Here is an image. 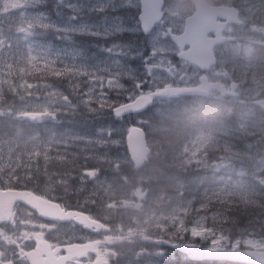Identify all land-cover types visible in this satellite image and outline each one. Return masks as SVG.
I'll list each match as a JSON object with an SVG mask.
<instances>
[{
	"label": "rangeland",
	"instance_id": "obj_1",
	"mask_svg": "<svg viewBox=\"0 0 264 264\" xmlns=\"http://www.w3.org/2000/svg\"><path fill=\"white\" fill-rule=\"evenodd\" d=\"M185 1L169 0L168 19L174 27L188 13ZM244 1V31L251 38L264 29V23L258 19L261 9L256 0ZM111 3L0 0V101L8 94L19 97L9 98L11 105L0 109V186L11 187L22 178L34 183L49 174L46 170H54L37 162L40 169L29 174L35 155L76 159L69 162L74 165L60 167L68 176L78 159H91L82 167L88 193L84 199L91 203L87 209L102 207L108 213L104 218L115 229L97 237L78 226L41 222L22 208V220L32 223L13 227L10 222L0 227V241L6 236L14 238L21 229L34 235L18 241L50 235L68 242L94 241L104 253L105 264H157L160 255L166 262L174 253L165 256L155 242H150L164 235L172 242L217 247L212 242L215 238L220 247L264 251V56L258 55L249 42L239 43L229 56L232 80L239 86L238 94L228 99L233 102L231 110H185L170 128H166L164 115L173 98H160L144 118L117 120L108 107L96 112L83 105L72 108L65 97L77 105L82 96L87 98L88 78L80 72H94L117 59L108 53L109 47L127 46L140 53L136 58L120 57L119 61L131 70L129 74L145 75L143 60L153 49L155 34L149 38L138 35L141 28L134 14L116 12L108 7ZM133 3L138 4V0ZM101 7L107 11H99ZM120 16H125L127 30L113 34L110 29ZM41 23L46 27L41 28ZM157 31L165 32L162 28ZM168 44L174 67L180 74L189 73L186 66L179 67L176 45L171 40ZM45 75L54 81H44ZM188 75L194 76V71ZM178 77L159 87L175 85ZM124 83L131 86L128 80ZM105 92L104 99H122L107 88ZM224 111L230 113L227 121L222 117ZM52 112L54 116L48 114ZM8 116L13 119L11 132L4 124ZM133 120L146 126L155 150L141 170L133 167L125 151V136ZM86 122L94 123L93 127L86 128ZM36 123L41 125L39 132ZM109 129L113 130L111 136ZM100 130H104L103 135ZM122 165L130 166L129 176L123 173ZM54 176L63 182L60 173ZM52 179L47 176V180ZM249 205L257 207V217L241 212L243 217L233 218L232 212L239 215V208ZM241 220L250 223L241 228L237 223ZM193 228L203 229L205 238L194 236ZM88 259L75 264H95L97 258Z\"/></svg>",
	"mask_w": 264,
	"mask_h": 264
},
{
	"label": "snow or ice",
	"instance_id": "obj_2",
	"mask_svg": "<svg viewBox=\"0 0 264 264\" xmlns=\"http://www.w3.org/2000/svg\"><path fill=\"white\" fill-rule=\"evenodd\" d=\"M111 9L116 12H122L127 14H134V19L137 20V26L141 28L145 33L152 34L154 33L153 40V49L149 53V57L143 60L145 75L143 77L136 76L135 74H129L130 69L125 68L122 65V62L119 61L120 57H131L136 58L140 53L133 52L130 47L114 45L107 49L110 55L115 56L117 59L105 63L102 68H97L94 72H88L83 70L80 72V75L86 76L88 78L89 88L84 94L87 98L83 96L79 101V105L73 104L70 98L65 97L68 105L72 108H76L80 105H83L91 112H96L103 110L105 107H108L117 120L122 119L125 115L131 117L133 115L141 114L139 110L143 109L145 104L152 98L153 87H159L161 83L167 82L169 79H174L179 76V71L174 67V61L169 58V44L171 40V35L168 32L161 33L157 31V24L149 27L144 23L143 20V9L140 5L134 4L133 0H119L117 3L116 0H112V3L108 5ZM101 12L107 11L106 8L101 7L99 9ZM41 28L46 27L43 23L39 25ZM121 30H127V25L125 24V16H120L118 18L117 25L110 29V31L115 34ZM99 35V33H93ZM115 66V68L113 67ZM49 67H54V65H49ZM130 81V87L127 86L124 81ZM79 88V84L76 85ZM105 88L108 89V92H116L118 99L115 102L104 99L108 94L105 92ZM93 105H98L94 107ZM47 113V109L45 110ZM50 115H55V112L48 113ZM100 134H104V130H100ZM109 136L113 135V130L109 129L107 131ZM0 221L11 222L13 227H15L16 221L14 218V213L11 210V204H9V210L5 216H0ZM21 224H31L30 220H21ZM193 235L201 239L205 238V231L201 229L197 231L196 228L192 229ZM34 235L27 230H19L18 235L14 234L9 242L16 244L17 248H20L19 253L13 250L10 254V258L4 251H0V264H17L16 257H20V264H36V260L33 252L24 251L21 246L17 243V240L20 238L27 239L29 236ZM5 240H8V237H4ZM213 244L219 246V241L213 238ZM214 250V249H213ZM184 251L187 255L196 257H205L209 253V249H200L196 245L189 243L185 245Z\"/></svg>",
	"mask_w": 264,
	"mask_h": 264
},
{
	"label": "water",
	"instance_id": "obj_3",
	"mask_svg": "<svg viewBox=\"0 0 264 264\" xmlns=\"http://www.w3.org/2000/svg\"><path fill=\"white\" fill-rule=\"evenodd\" d=\"M197 4V13L194 14L193 17L189 18L187 20L186 25V34L182 37H178L173 35V39L178 42L180 40H183L185 43H190L192 45L191 50L186 54V58L192 62H196L198 64H203L204 61L207 62H213L211 59L212 53L210 54L209 47L206 44L203 43H195V37L197 35L198 28H201L203 30H206V26L210 25V23L213 21L214 18L217 16H227V11H231V16H227L229 19L237 18V12L234 9L227 10L225 13L221 10H215V8H209L205 2L202 0H195ZM142 9H143V20L144 23L147 24L149 27H151L154 24H157L159 21L163 18V0H141ZM208 59L207 61L205 59ZM177 88H167L162 93H171V92H177ZM196 91L195 89L192 90ZM153 102V95L152 98L145 104L144 108L141 110L146 109L148 106H150ZM139 110V111H141ZM127 146L129 149V152L132 156V159L134 162L140 167L144 164V161L147 159L150 149L147 146V139H146V133L145 130L140 126H131L127 135ZM0 212H3L7 214L9 210V204H11V210L13 209L14 204L17 201H22L27 203L28 205L32 207L38 208L41 213L47 217V218H57L61 217L64 221L72 220L74 219L78 224L84 225L87 229L92 230L93 227L99 228L98 223L91 220L87 215L85 214H75L71 213L70 215H63L59 213H49L50 207L47 205H43V203L37 204L38 206H35V201L32 200L29 196H27L24 192H17V191H5L0 193ZM5 214V215H6ZM2 214L0 213V216ZM4 215V216H5ZM1 222V221H0ZM185 245L188 244H182V245H176L178 249L181 251H184ZM77 246H72L69 249V254L62 257V258H49L50 256H53L51 254L52 252L48 253L49 257L48 259H41V256H39V253H33L36 264H67L68 261L72 260L73 256H83L87 253V249L85 248V252H78ZM68 249V248H67ZM201 249H209V253L205 257H192V259L196 260H202V259H226L231 261H237V262H244V263H250V264H264V252H258L254 250H228L225 248H215L214 250L212 248H201ZM60 249L55 250L54 252L59 251Z\"/></svg>",
	"mask_w": 264,
	"mask_h": 264
},
{
	"label": "flooded vegetation",
	"instance_id": "obj_4",
	"mask_svg": "<svg viewBox=\"0 0 264 264\" xmlns=\"http://www.w3.org/2000/svg\"><path fill=\"white\" fill-rule=\"evenodd\" d=\"M209 2L210 5L212 6H235L240 10V13H243L242 9H244L245 11V5L242 4V0H207ZM185 2H189V6L187 7L188 13L185 15L183 14L182 17L178 20V22L175 25V30L177 32V34H181L183 27L185 25V20L186 17L188 15H191L194 12V4L192 2V0H186ZM261 7H263V4H261ZM219 27H222V24L219 25ZM222 34L226 37L229 38V40L225 43H221V44H217L215 46V53L217 56V63H215L214 67L208 68V69H202L201 67L192 64L190 62H187L185 60H182L181 58H179V60L181 61L180 67L186 66L187 69L191 70L189 73H192L194 71V76L189 77V73L185 74L182 73L180 74V76L178 77V79L176 80V84L179 85L180 87H190V86H197L200 83H208V84H216V86H212L209 87L207 90V94H203V95H190V94H182V95H176L178 101L181 104H184L186 101L191 100L193 101L192 103V108L196 109L198 107H202L205 109H209L213 106H218V107H225L226 105L229 104V100H228V96L231 95L233 92H231L229 90V88H231L233 86V80H232V76H230V74L225 70L228 67V64H224L222 62H220L223 58H225L227 56V54L229 53L230 49L229 47L231 46V44L238 40H241L240 38V34L241 31L240 29L232 24L229 23L226 25L225 29L223 30ZM216 31L215 32H210L208 34L209 38H213L216 37ZM258 40L264 41V34L263 32H261L260 35L256 36ZM258 47L261 51L264 52V45L262 44H258ZM188 47H186L185 49H187ZM178 57V56H177ZM205 79H207L208 81H204ZM204 91V90H203ZM205 92V91H204ZM224 99V100H223ZM43 160H46V163L48 164L49 162L51 163L52 161L56 160L54 159V157L52 156H47L45 158L42 157ZM72 161V159L70 157L66 158V156L61 157V159H57L58 163H62V164H66L68 162ZM45 166V164L43 165ZM53 173L49 172L50 176H53L52 180H48V183L50 184L49 186H47V188H43L40 187L39 181H35V183L33 184V191L36 192L39 195L48 197L46 195V193H50V194H55L60 190V184L58 182L55 181L56 176H54ZM95 216L98 217L99 219L103 220L102 216L100 214H98L97 212H95ZM104 234V233H101ZM6 236V235H5ZM97 237L100 236V234L96 235ZM8 237V236H6ZM49 240H51V242L53 243L54 246L56 245H60V244H64L68 241L66 240H60V239H56L54 237H48ZM11 239L8 240H3L0 241V251H4L6 253V255H8L10 258H13L10 256L11 252L13 250H15L17 253H19L20 248L16 247V244H12L10 243ZM155 240V241H154ZM151 242H155V246H157L159 249H161V251H164L163 249H165L166 242L168 241L166 238V235H164L162 238H155L153 237V239H150ZM76 242H82V241H76ZM17 243L21 246V248L24 251H30L32 249H34V247L36 246V243L34 240H24V241H18ZM97 246V250H96V254H100L98 258H100L101 260H105L101 257L104 256V253L100 252V249L96 243ZM14 259H16L17 264H20V257L17 255L16 257H14ZM75 263H81L78 260H74L73 264Z\"/></svg>",
	"mask_w": 264,
	"mask_h": 264
},
{
	"label": "trees",
	"instance_id": "obj_5",
	"mask_svg": "<svg viewBox=\"0 0 264 264\" xmlns=\"http://www.w3.org/2000/svg\"><path fill=\"white\" fill-rule=\"evenodd\" d=\"M46 78V77H45ZM49 80H52V77H49ZM6 96V95H5ZM17 98L18 95L14 94V95H11V94H8L6 97L7 98H2V101L0 102L1 104L5 105V106H8L10 103H9V98L13 97L14 98ZM7 99V100H6ZM7 118H10L9 116ZM90 119L88 118V121ZM87 123V127L89 128L93 123H89V122H86ZM7 130L8 131H12L14 129V125L12 124H7ZM23 126L26 127L28 125L24 124L23 123ZM166 134H169V132H166ZM240 212V211H239ZM242 212V211H241ZM239 213V215L235 214L234 217H237V216H242V213ZM244 215L247 217H249V215H253V212L252 210H249L248 208H246L244 210ZM235 220L237 221V219L235 218ZM250 223V221H244V220H241L238 225L239 226H246ZM168 264H176V262H173V261H168ZM179 264H242V263H236V262H230V261H221V260H205V261H192L190 259H188L185 255L181 254V260H180V263Z\"/></svg>",
	"mask_w": 264,
	"mask_h": 264
},
{
	"label": "bare ground",
	"instance_id": "obj_6",
	"mask_svg": "<svg viewBox=\"0 0 264 264\" xmlns=\"http://www.w3.org/2000/svg\"><path fill=\"white\" fill-rule=\"evenodd\" d=\"M242 4L245 5V6H247V5H246V2H245L244 0H242ZM188 5H189V2H188ZM241 9H242V11L245 13V15H246L247 11H244L243 8H241ZM177 22H178V21H177ZM177 22H176V23H177ZM260 23H261V22H260ZM261 24H262V23H261ZM175 25H176V24H175ZM137 34L143 37L142 30H141V32H139V33H137ZM185 34H186V29H185V27H183V30H182V32H181V35H185ZM240 38H241V40H238V41L235 42L236 45H238L239 43L248 42V40L250 39V38H247V36L245 35V32H244V31H241ZM77 164H78L77 167H78L79 169H81V168L84 166V162H83L82 160H80V159L77 160ZM123 173H124L125 175H128V176H129V174H130V172H129L128 170H123ZM162 183H163V182H162ZM73 186H74V184H72V185L69 186V188H68V191H69V192H72V191H73ZM159 186H160V185H159ZM171 190H172V189H171ZM248 207L250 208V210H252V209H254L255 206H253V205H249Z\"/></svg>",
	"mask_w": 264,
	"mask_h": 264
}]
</instances>
